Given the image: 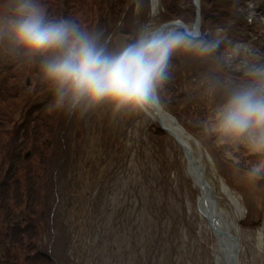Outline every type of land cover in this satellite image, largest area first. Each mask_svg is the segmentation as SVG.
I'll use <instances>...</instances> for the list:
<instances>
[{
  "label": "rangeland",
  "instance_id": "374dc122",
  "mask_svg": "<svg viewBox=\"0 0 264 264\" xmlns=\"http://www.w3.org/2000/svg\"><path fill=\"white\" fill-rule=\"evenodd\" d=\"M155 2L132 0L109 35L113 43L132 38L143 23L160 25L169 13L190 26L194 23L193 0ZM202 6L203 31L208 29L210 36L218 30L224 33L221 57L226 49L238 50L236 57L223 58L226 65L246 75L264 69V0H202ZM90 14L89 27L98 12ZM177 74L175 82L183 77ZM181 86L190 96L196 93L190 85H173L168 102L175 103ZM218 101L211 89L202 102L203 115L184 116L204 136L199 141L206 174L220 208L241 229L239 264H264V174L252 171L264 164V153L222 141L211 131ZM168 102L161 104L171 112ZM63 113L67 123L48 140L53 147L49 164L32 148L37 140L45 149L48 132L42 139L31 136L33 141L22 147L21 155L14 150L0 154V264H32L38 251L52 255L51 261L40 259L38 264H208L216 238L198 209L200 190L188 173L179 142L168 132L157 134L158 120L149 113H114L103 106L82 115ZM84 120L88 131L79 141ZM28 150L32 153L26 158ZM30 171L48 182L47 189L20 179ZM3 182L8 187L1 191ZM18 182H25L22 192L15 186ZM27 186L40 193L37 211L46 219L51 213L45 231L33 239Z\"/></svg>",
  "mask_w": 264,
  "mask_h": 264
},
{
  "label": "clouds",
  "instance_id": "9594fccd",
  "mask_svg": "<svg viewBox=\"0 0 264 264\" xmlns=\"http://www.w3.org/2000/svg\"><path fill=\"white\" fill-rule=\"evenodd\" d=\"M223 39L222 30L194 38L182 28L148 22L135 28L132 38L113 43L110 36L72 17L51 16L43 0L0 2V48L35 61L41 79L52 89V110L70 115L102 106L114 113L148 114L169 78L173 57L190 54L214 60ZM238 54L237 48H229L223 58ZM214 95L219 101L211 131L222 141L264 153V69L228 80ZM252 171L264 174V164Z\"/></svg>",
  "mask_w": 264,
  "mask_h": 264
},
{
  "label": "trees",
  "instance_id": "16d2710c",
  "mask_svg": "<svg viewBox=\"0 0 264 264\" xmlns=\"http://www.w3.org/2000/svg\"><path fill=\"white\" fill-rule=\"evenodd\" d=\"M132 0H43L45 7L49 14L53 17L68 16L78 20L83 25H87L91 12H98L93 17L92 25L90 27L96 28L102 31L106 36H109L111 32L115 31L116 23L120 21L124 10L128 7ZM2 2V0H0ZM194 3V1H193ZM195 6V5H194ZM196 9V8H195ZM207 13V12H206ZM90 15V16H88ZM206 16V15H205ZM85 17H88L87 19ZM178 17H173V13H169L167 20H173ZM192 18L195 21L196 13L192 14ZM166 20V21H167ZM180 28V27H178ZM206 29V27H204ZM208 30V29H207ZM207 30L203 31L202 36H207ZM222 47L220 49V55L214 60L199 59L190 54H177L173 57L170 67L175 68V73L184 77L185 73H188V79H182L174 81L175 73L173 70H169V78L161 89L159 98L164 103L168 102V93L173 92V85H190L191 88L196 90L192 92L191 96L181 86L178 95L173 99L174 104L168 102L171 112L179 119V121L195 135L199 140H203V134H200L193 124L185 118L184 114L196 113L201 117L203 115V101L204 97L209 96L211 89L222 88L228 80L238 81L245 77L246 74L238 72L235 69L229 68L221 57ZM183 62H186L188 68L184 67ZM186 69V70H185ZM192 71L193 75L190 73ZM32 78V84L28 85V78ZM36 82V83H34ZM50 86L44 82L39 74L38 64L29 59L22 52L9 54L0 48V154H9L11 150L14 153L21 155V149L29 142H32L31 136L35 135L37 138L45 137V132L50 133L45 143L47 147L44 149L40 146V141L35 140L33 144V151L36 154H43L49 160L52 157L51 145H48V140L56 137L58 134V126L60 124H66L67 116L62 118V111H53L51 108L52 96ZM177 92V89H175ZM203 105V106H202ZM199 106V107H198ZM198 117V116H197ZM81 134L78 136V140L85 139L87 135L86 120L82 121ZM157 134L160 136L165 135V130L160 126L157 128ZM167 133V132H166ZM40 140V139H39ZM204 141V140H203ZM21 160V156H20ZM23 162H28L23 160ZM21 175V174H20ZM30 171L28 176L23 175L20 177L22 181L26 177L30 179L32 185L38 187L43 185L45 189L48 187V182L40 175ZM51 181V180H50ZM25 182H18L15 186L19 192L24 189ZM8 187L5 182L1 185V191ZM51 187V186H50ZM28 188V186H27ZM26 188V189H27ZM34 187L28 188L27 193V212L33 216L34 220H31V230L34 236L38 237L40 233L45 231V225L49 224V214L46 219V214H41L37 211V206L42 203L40 193ZM6 195L3 193L2 196ZM45 199L48 204V192H46ZM8 198V197H7ZM9 199V198H8ZM7 199V200H8ZM257 225V222H254ZM46 225V226H47ZM52 230V229H51ZM15 241L20 244H26L24 238H17ZM40 259L51 261L52 255L49 251H45V254L36 252L32 259V264H38ZM41 264V263H40Z\"/></svg>",
  "mask_w": 264,
  "mask_h": 264
},
{
  "label": "water",
  "instance_id": "95a60500",
  "mask_svg": "<svg viewBox=\"0 0 264 264\" xmlns=\"http://www.w3.org/2000/svg\"><path fill=\"white\" fill-rule=\"evenodd\" d=\"M195 6H196V19L192 26V28L183 20L177 19V20H169L160 25L161 28H167L169 26H180L182 27L189 35L192 37H200L202 34V3L201 0H194ZM209 35V32L207 33ZM30 84V80H29ZM151 109L153 112L160 117V123L163 129L168 131L182 146V148L185 151V155L188 161V164L191 168H193L195 175L192 177L196 185L198 186L200 190V197L198 202V209L201 212V214L207 219L209 226L212 228L213 232L218 236L220 240L223 239H230L233 242V249L231 251V260L230 264H239V258H240V243L239 239L236 235L230 232L226 222H224L221 214H220V204L217 197V194L215 193V190L209 181L207 174H206V167L204 162H202L201 159L197 157V155L191 150L186 149L184 147L183 142L179 140V137L175 131H172L168 128H166L164 125H162V115L163 113H166L171 116V118L177 122L178 127L181 131L188 133L197 144H199V140L195 138L177 119L176 116H174L172 113L166 111L158 97V103H153L151 105ZM30 151L27 153L26 156H28ZM203 203H209L211 205L215 206V209H217V214L214 216V218H210L207 213L203 211Z\"/></svg>",
  "mask_w": 264,
  "mask_h": 264
},
{
  "label": "bare ground",
  "instance_id": "6f19581e",
  "mask_svg": "<svg viewBox=\"0 0 264 264\" xmlns=\"http://www.w3.org/2000/svg\"><path fill=\"white\" fill-rule=\"evenodd\" d=\"M157 0H153V5H156ZM153 118L157 119L160 123V117L156 115L152 110L149 113ZM161 124V123H160ZM162 125H164L166 128L175 131L179 137V140L183 142L184 147L186 149H190L191 152L195 153L199 159L204 162L205 159V152L203 151L202 147L196 143V141L186 132H183L179 129L177 122H175L170 115L163 113L162 115ZM188 173L191 177L195 175V172L193 168H191L188 164L187 166ZM203 211L209 215L210 218H214V216L217 214V209H215L214 205H211L209 203H203ZM220 214L226 222L229 230L231 233L236 235L239 239V243H241V236H240V227L236 220H233L228 216L221 208H220ZM214 233V236L216 238V243L213 249V256L212 258L208 256V264H230L231 260V251L233 249V242L232 240L226 238L223 240H220L218 236Z\"/></svg>",
  "mask_w": 264,
  "mask_h": 264
},
{
  "label": "snow or ice",
  "instance_id": "6c2138e0",
  "mask_svg": "<svg viewBox=\"0 0 264 264\" xmlns=\"http://www.w3.org/2000/svg\"><path fill=\"white\" fill-rule=\"evenodd\" d=\"M227 63V62H226ZM153 103H158V98L153 99Z\"/></svg>",
  "mask_w": 264,
  "mask_h": 264
}]
</instances>
